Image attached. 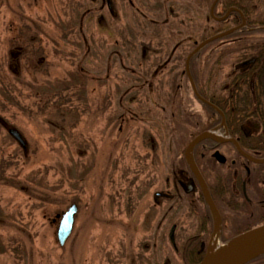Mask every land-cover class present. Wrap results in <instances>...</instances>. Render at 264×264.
Returning a JSON list of instances; mask_svg holds the SVG:
<instances>
[{"label":"rangeland","instance_id":"374dc122","mask_svg":"<svg viewBox=\"0 0 264 264\" xmlns=\"http://www.w3.org/2000/svg\"><path fill=\"white\" fill-rule=\"evenodd\" d=\"M163 1L157 18L147 8L158 0H0V264H186L193 195L181 204L159 195L173 192L167 165L189 129L146 127L156 111L144 101L159 100L160 82L131 74H144L143 48L158 57L176 46L167 55L183 63L219 25L212 0ZM248 1L264 21V0ZM230 40L194 59L245 56L243 42ZM180 89L188 106L189 82ZM72 203L73 229L60 245L59 215Z\"/></svg>","mask_w":264,"mask_h":264},{"label":"flooded vegetation","instance_id":"af4514ba","mask_svg":"<svg viewBox=\"0 0 264 264\" xmlns=\"http://www.w3.org/2000/svg\"><path fill=\"white\" fill-rule=\"evenodd\" d=\"M163 6L164 1L158 0L155 8L148 6L147 10L159 18L164 13ZM151 23L155 24L153 21ZM258 28L264 31V24L258 25L256 29ZM257 36L258 40L251 54L242 46L246 50L245 56L234 58L231 64L224 61L225 57L191 59L189 74L180 57L167 55L170 52L172 55L176 46L171 51L159 48L155 54L161 55L158 57H152L149 47L143 48L137 66L145 69L144 74L138 73V69L131 74L132 80L141 78L142 83L150 80L160 82L157 86L160 87L157 90L160 101H144L150 110L156 111L153 121L149 119L150 114L147 115L144 121L146 127L155 126L151 123L159 122L158 127L163 129L175 130L183 126L189 129V139L184 140L178 148L175 145L173 153L169 152L172 154L169 159H172L166 170L177 182L172 180L175 183L173 192L161 191L159 195L163 199L176 201V204H181L183 197L193 195L192 232L183 235L189 242L184 251L186 257L202 256L214 231L212 210L204 202L203 208L199 207L201 185L185 159L187 144L199 133L213 131L220 137L233 138L246 154L258 159L264 158V34ZM242 37H233L234 40L230 41L237 43L236 40ZM180 62L182 69L181 66L179 69H172V66L180 65ZM226 64H229V70ZM223 68L225 73L222 72ZM190 78L196 92L189 84L193 101H189L186 106L183 95L188 93L180 88L181 82H190ZM196 103L200 105L198 110ZM192 157L220 215L217 233L219 240L234 237L264 223V162L250 160L239 151L233 141H221L211 136L200 140L192 148ZM162 164L164 167V160ZM183 183H192V190L187 192V185L183 186ZM175 225L176 233L177 224ZM174 236L176 240L177 235ZM192 242H196L193 247ZM248 264H264V257Z\"/></svg>","mask_w":264,"mask_h":264},{"label":"water","instance_id":"95a60500","mask_svg":"<svg viewBox=\"0 0 264 264\" xmlns=\"http://www.w3.org/2000/svg\"><path fill=\"white\" fill-rule=\"evenodd\" d=\"M215 2L216 0H214L212 7L214 6ZM231 10H238V9L232 7L227 11L226 15ZM211 14L214 16L212 9H211ZM215 18L220 19L219 17H215ZM245 22H246L245 19L242 18V22L239 25L202 40L188 54L187 60H189V58L192 55H194L197 51H199L207 43L217 38H220V37H223L225 35L232 33L234 30L243 26ZM192 85L195 90L193 83ZM9 132L14 138L18 140V142L24 148L26 147V141L17 129L10 128ZM209 136L217 140H221V141L223 140L233 141L241 153L245 154L250 160H253L255 162H264V158L258 159L251 155H248L240 148L239 144L233 138H221L209 131L201 132L188 143L187 147L185 148V157L190 167L194 170L200 182L201 189H202V192L204 193L205 199L214 213V217H215L214 231H213V236H214L216 235V232L218 231V228L220 226L219 225L220 217H219L218 211L216 210L214 202L206 188V184L199 172V169L196 166L192 158V155H191V150L193 146L196 143H198L200 140L206 137H209ZM182 185L183 186L187 185L186 186L187 192L192 190V183H188V184L183 183ZM76 212H77V205L75 203H72L65 211H62L60 214V219H59L58 227H57V238H58V242L60 245H63L65 243L66 239L68 238V236L70 235L72 231L73 224H74V217H75ZM174 229H175V225H173L170 229V240L172 244L175 246ZM213 236L208 244V248H207L205 255L202 257V259L197 264H245L249 262L250 260L254 259L255 257L264 253V224H261L259 226H256L250 230L243 232L242 234L234 237L233 239L219 246L218 248H215V246L212 244Z\"/></svg>","mask_w":264,"mask_h":264},{"label":"trees","instance_id":"16d2710c","mask_svg":"<svg viewBox=\"0 0 264 264\" xmlns=\"http://www.w3.org/2000/svg\"><path fill=\"white\" fill-rule=\"evenodd\" d=\"M249 2L250 1H248V0H218V2L216 3V7L218 5H221L223 8V11L220 13H217V15H223V13H225V11L229 7H232V6L239 7L242 10L245 18L247 19V24L242 29L235 31V35H243L245 37L243 39V43L248 44V45H246L245 48L248 49V52L251 54L252 52H254V45H255L256 41H254V39L252 38V37H254L255 30H252L249 28H254L260 24H264V21L261 22V20H257L256 16H254V18H252L253 10L251 9ZM240 22H241L240 15L237 12L233 11L224 20L218 22V25H219L218 28L214 32H212L211 34L225 30L229 27H232L233 25L239 24ZM250 36H252V37H250ZM205 37H207V36H205ZM249 40H250V42H246ZM238 41H239V39H238ZM228 239L224 238L222 241H225ZM262 257H264V255H261V256L255 258L254 260L260 259ZM201 258H202L201 256H198L195 258H192V257L186 258L185 257L184 260H185L186 264H196Z\"/></svg>","mask_w":264,"mask_h":264},{"label":"bare ground","instance_id":"6f19581e","mask_svg":"<svg viewBox=\"0 0 264 264\" xmlns=\"http://www.w3.org/2000/svg\"><path fill=\"white\" fill-rule=\"evenodd\" d=\"M216 2H218V0H216ZM262 255V254H261ZM261 255H259V256H261Z\"/></svg>","mask_w":264,"mask_h":264}]
</instances>
